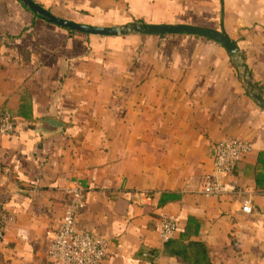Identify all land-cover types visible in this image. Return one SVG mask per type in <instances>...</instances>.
<instances>
[{
    "label": "crops",
    "instance_id": "crops-1",
    "mask_svg": "<svg viewBox=\"0 0 264 264\" xmlns=\"http://www.w3.org/2000/svg\"><path fill=\"white\" fill-rule=\"evenodd\" d=\"M32 1L91 26L222 23L239 54L197 35L71 31L0 0V112L15 126L0 135V264H52L48 238L75 180L86 188L77 226L106 240L102 264H264V109L253 97L264 101V0ZM233 136L252 151L221 195L204 196L214 146ZM162 214L176 221L168 241Z\"/></svg>",
    "mask_w": 264,
    "mask_h": 264
},
{
    "label": "built area",
    "instance_id": "built-area-1",
    "mask_svg": "<svg viewBox=\"0 0 264 264\" xmlns=\"http://www.w3.org/2000/svg\"><path fill=\"white\" fill-rule=\"evenodd\" d=\"M14 122L8 113L0 112V135H11ZM252 151V144L239 136L223 139L214 146L213 169L201 183L204 196H219L223 192L222 179L232 172L237 162ZM0 163V171H2ZM86 188L80 180L72 182L67 190V201L62 218L48 238L47 254L52 264H102L107 253L104 238L94 236L77 226V219L85 207ZM245 202L242 211L250 212ZM157 231L162 241H168L177 231L174 217L160 216ZM2 234L0 233V239Z\"/></svg>",
    "mask_w": 264,
    "mask_h": 264
},
{
    "label": "water",
    "instance_id": "water-1",
    "mask_svg": "<svg viewBox=\"0 0 264 264\" xmlns=\"http://www.w3.org/2000/svg\"><path fill=\"white\" fill-rule=\"evenodd\" d=\"M26 6L33 13L38 14L41 18L48 22L65 27L71 31L82 32L87 34H98L102 36H117L127 33H140L145 35H163V34H184V35H197L217 42L221 45L232 57L237 58L239 49L234 40H232L223 28V24H220V29H211L206 27H199L188 24H147L140 21L128 23L120 27H101L81 24L66 19L59 18L51 14L48 10L37 5L32 0H17ZM243 77L246 80L247 86L252 90L253 85L246 79L247 68L242 63ZM253 97L259 102L260 106L264 109V101L256 93H253ZM44 127L47 129H54L60 127L61 123L53 119H43L41 121Z\"/></svg>",
    "mask_w": 264,
    "mask_h": 264
}]
</instances>
